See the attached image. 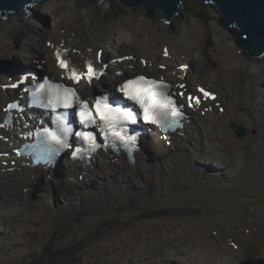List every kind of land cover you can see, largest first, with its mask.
<instances>
[{
	"label": "bare ground",
	"instance_id": "obj_1",
	"mask_svg": "<svg viewBox=\"0 0 264 264\" xmlns=\"http://www.w3.org/2000/svg\"><path fill=\"white\" fill-rule=\"evenodd\" d=\"M34 10L30 17L9 15L0 21V60H4L8 52L19 49L24 53L17 54L15 59L20 65H26L25 70L32 68L33 61H44L45 74L55 71L59 74L55 52L68 48L71 54H77L73 55L75 60L94 58L106 72L101 79L102 86L97 82L92 86L85 83L79 86L83 97L91 96L94 90L110 89L131 75L153 73V76L163 75L173 85L184 83L189 91L198 85L207 87L218 96L212 105L230 99L229 94L233 95L235 102L232 107L230 105L229 112L223 114L214 107L212 112L207 113L208 118L202 116L203 109L191 111L190 123L184 129L179 127L180 132L172 137L170 135L172 147L165 145L158 131H150L149 137L143 140L144 149L137 153L134 166L102 152L90 165L72 163L65 158L63 164L60 160L58 166L51 168L29 167L24 160L18 161L17 167H5L0 160V256L11 251L4 255L6 259L0 258V264H42L34 257L40 252H48L54 235L57 245L65 247L59 252L72 264H124L127 260L128 264L137 260L144 264H166L168 260L169 264H197L198 261L202 264H243L259 257L258 250L264 256V52L258 55H263L261 58L251 60V72L246 74L243 68H248V65L239 64L244 53L238 55L239 49L236 48V41L229 38L230 33L215 27L214 22L210 21L207 25L195 20L191 29L185 30L183 38H175L165 29L160 33L153 31V37H157L161 45L159 52L163 58H158L150 48L144 50L139 45L144 36L142 32L146 30L140 20L124 18L103 27L89 19V11L82 12L67 0H47ZM39 10L53 16L55 32L41 26L37 16L44 13ZM117 28L128 33H121ZM211 28L218 32L216 43L219 51L214 54L210 68H207L203 58H193V52H205L207 45L204 42ZM122 37H127L129 41L120 43L125 41L121 40ZM106 45L118 51V55L106 53ZM139 49L144 50L142 57H138L141 54ZM246 51L248 58H252ZM139 58L142 64L149 62L146 68L139 64ZM153 58H157V62ZM163 63L169 65L166 71H161ZM39 64L36 63V76ZM181 64L184 66L180 69L178 66ZM4 69L0 66V120L5 103L13 99L12 93L2 88L15 81L22 72L20 67L17 71ZM183 75L187 78L184 79ZM251 79L255 80L252 87L249 86ZM215 82L223 86L222 93L214 88ZM26 119L34 123L31 114L26 115ZM230 121H237L238 124L246 122L258 133L240 140L242 137H236L230 130ZM6 125L0 126V149H7L3 152L9 153L16 133H23L25 128L20 119L14 126L10 123ZM238 126L234 125L235 133ZM142 130L149 129L143 127ZM1 137L11 139L5 143ZM92 137L96 141L94 133ZM200 150L204 151L203 157L206 158L202 161L198 159L205 164L202 171L191 167L202 156L198 152ZM149 153L160 161L157 168L150 164L148 169L145 157ZM7 160L11 161L12 157ZM96 166H100L102 171L95 169ZM59 167L61 178L58 181L63 182L67 193L72 196V201L64 209L52 211L53 204L49 199L42 201L37 198L41 201L39 205L36 200L30 199L28 192L21 193V189L29 191L43 178L49 182L48 176L56 174ZM206 173L210 176H204ZM91 176H95V181L91 180ZM198 177L200 181L193 185ZM81 178L82 182L79 181ZM98 180L100 186L96 183ZM153 185L163 197L157 195L160 208L155 206L143 212L146 214H136L137 208L132 206V200L143 198L147 188ZM183 196L204 197L217 206L209 207L206 212L200 206L173 208L172 202ZM242 206L250 209L246 220L243 216L238 217L240 212L246 213ZM224 208L227 211L221 218L211 216L216 209ZM114 215L121 216L126 221L125 226L100 221L111 219ZM60 225L71 226L72 230L58 237L56 231ZM208 229L211 234H208ZM8 237L12 241L7 242ZM79 240L80 249L68 247L72 241L76 244ZM203 240L204 246L197 247L198 242ZM223 243L228 245L227 249ZM171 252L175 253V258ZM60 256L55 252V259Z\"/></svg>",
	"mask_w": 264,
	"mask_h": 264
},
{
	"label": "rangeland",
	"instance_id": "obj_2",
	"mask_svg": "<svg viewBox=\"0 0 264 264\" xmlns=\"http://www.w3.org/2000/svg\"><path fill=\"white\" fill-rule=\"evenodd\" d=\"M54 1L55 0H52V2H54ZM57 1L64 2L66 0H56L55 2H57ZM67 1L71 5H73L74 8L79 9L82 12L88 13V11H89V13H88L89 19L95 21L98 25H102L103 27H106L112 23H117L118 21H120L124 18H130L133 20L142 21L144 26L146 27V30L142 32V34H144V36L142 37V42L139 45H141V48H143L144 50H147L148 48H150L153 55L157 56L158 58H163L162 54L159 52L161 45L159 44L157 37H153V31L160 33V32H163V29H165L171 35H173L175 38H183L185 30L186 29L190 30L191 27L193 26V22L195 20H198V21L204 22L207 25L210 24V21L214 22L215 27L218 26L223 31H225V32L228 31V33H230L229 34L230 39L235 40V37H234L235 35L240 36V33H238L239 31L232 29L231 26H229V29H228L227 27H225V25L223 24L222 21H219V20H222V15L218 12V10L215 8V6L203 7L201 5H197L195 3L197 1H195V0L194 1L193 0H186L184 2L185 6L182 10V12H184V16L182 17V19L180 20V22L178 24H171V25L169 23H167L165 20H162V13L161 12L157 11V12H153L152 14H147V11L145 10V4H143V3L133 4L131 6H123L121 4H118L116 0H107L106 2H104L102 4L87 3V0L86 1L85 0H67ZM45 2L46 1H44L41 4H35L30 10L35 12L36 10H34V9L37 8L38 6L44 5ZM110 3L113 5L116 4L119 7H123L127 11H122L118 7H115V6H113L112 9L109 10L110 9L109 8ZM39 11L43 12V13L46 12L43 10H39ZM106 11H108V14L105 15ZM46 13L41 14L40 16H37V20L41 23V26H43L44 28H47L48 31L55 32L56 31L54 28L55 20H54L52 15H50L49 13L48 14H46ZM1 20H3V19H0V21ZM211 29H212V31L208 34L207 40H205V42H204L207 45V49L205 50V52H203V54L198 53V51L193 52V58H195V59L196 58L197 59L203 58L204 63L207 66V68L208 67L210 68V64H211V61H213L212 59L214 58L213 57L214 54H216L219 51L218 50L219 47L217 46V43H216V41L219 40L218 32H216L215 28H211ZM117 30L121 31V33H123V31H125V33H128L126 30L121 29V28H117ZM149 38H151V41L149 40ZM160 38H163V35H160ZM126 39H127V37H122L121 40H125V41H120V43L128 42L129 40H126ZM115 42H119V41H115ZM42 45H44V44H42ZM236 46H237L236 48L239 49L238 55L244 53V56L241 57L239 64H241V65L247 64L248 65V68H243V72L248 74V71L251 72V68H252L251 60H253V58H248V56L245 53L246 48L241 46L237 41H236ZM110 47H111L110 45H106L105 52L111 56L118 55L119 52L116 51L115 49L114 50L112 48L110 49ZM140 49L138 51L141 54L138 55L136 53L138 55V57H142V54H143L142 52H144V50H140ZM21 53H24V52L22 50H19V49H17L15 52H8L7 55L4 57L5 59L0 60V66H3L6 70H8V69L10 70L11 68L21 66L20 63H17L16 59H15L16 55L21 54ZM74 55H77V54H74ZM153 59L155 62H157V58H153ZM138 62H139V64L142 65L141 58L138 59ZM21 63H22V60H21ZM178 63H181V61H179ZM144 65H145V63H144ZM183 65L184 64H181L178 67L181 69V68H183ZM164 66L168 67L169 65L165 64ZM195 66H196V64L192 65V67H195ZM163 71H166V70H163ZM0 74H1V72H0ZM145 75H148V74H145ZM254 83H255V80L251 79L249 82V86L252 87V85ZM100 86H102V85H100ZM214 88L216 90H218L219 92H221V90L223 89V86L221 84H219L218 82H215ZM103 90L104 89H101L98 92L103 91ZM224 91L227 92V89H224ZM250 91H251V89H250ZM253 91H254V89H253ZM229 95L231 96L230 99H227V100H224L223 102L222 101L220 102L222 107L225 109L226 112H229L230 105L232 107V105L235 102L233 95H231V94H229ZM206 116H207V114H206ZM207 118H208V116H207ZM232 124L240 125V126H238V128L244 127L246 129L245 135L240 140H244L245 138H247L249 136H256L258 133L257 130L251 129V126L249 127L246 122H245V124H238L237 121H230L229 122V128H230V130L233 131V133L236 137H238V136L236 135L235 130H233ZM4 142L8 143L9 141H8V139L5 138ZM194 142L196 143L197 139H195ZM172 145H173V143L171 141V144H169V146H167V147H172ZM172 151H175V150L172 149ZM185 152H186V150H184V153ZM198 152L202 156H199L200 158H197V160L191 164V167L195 170H201L202 171L205 164L200 162V161L205 160L206 158L203 157V155H204L203 150H200ZM7 162H8V166H9L10 162L9 161H7ZM11 163L13 165L14 162L11 161ZM101 163L103 164L104 162H101ZM145 163L147 164L148 169L151 168L150 164L153 165V167L157 168V165L160 163V161H158V159L155 156H153L151 153H149L148 156L145 157ZM5 167H7V166H5ZM213 167H215V166L213 165ZM96 168H98L100 171H102V168H100V166H96L95 169ZM220 169L223 170L224 168H220ZM51 175H53V174H51ZM204 176L209 177L210 175L208 173H206V174H204ZM60 177L61 176L59 173H57L55 175V178L58 180ZM49 178L52 179V176H48V179ZM91 180L95 181L94 176H92ZM199 181H200L199 177L196 178L193 181V185L198 184ZM96 183L98 186H100L99 181ZM206 183L209 185L210 181L207 180ZM207 187H209V186H207ZM157 190H158L157 186L153 185V191H152L151 195H148L147 190H146L145 196L143 198L132 200V203H133L132 206L137 208L136 214H138V215L146 214L143 212H146L150 209H153L155 206L159 207L160 200H157V195H159L160 197H162V196L157 192ZM66 191H67V189L63 185V183H61V182L57 183L54 180L47 182V180L45 178L41 179V181L39 183L35 184L33 188L31 187L29 191H27V189H21V193L26 194L28 192L27 195L32 200H36L37 198L42 200V201L49 199L50 204L51 205L53 204V210L52 211L62 209V208L64 209V207L67 206L72 201V196L69 193H67ZM198 198H200V200ZM198 198L197 197L188 198V197L183 196V197L179 198L178 200H174L172 202V204L174 205L173 208H178V209H180V207L194 208V207L200 206L206 212L209 209V207L214 208L215 206H217V205H212L211 202L208 201L204 197H198ZM40 200H36V203H38L39 205L41 204ZM55 204L59 205V207L58 208L54 207ZM9 207H11L10 204H9ZM242 207H243L244 211H246V213L240 212L238 214V217L243 216V218L246 220V219H248L250 209H245L244 206H242ZM84 209L87 210L86 208H84ZM189 210H191V209H189ZM225 211H227L226 208L216 209L213 212V214L211 213V216L213 218L215 217L216 219H219L224 215ZM125 218H128V217H124V219ZM228 219H232V218L228 217ZM100 221H106L107 224L119 223V224H122L123 226H125V223H126V221H123L121 216H118V215L112 216L111 219L104 218V219H101ZM100 223H102V222H100ZM213 228H216V227H213ZM69 230H72L71 226L66 227V226L60 225V227L59 226L57 227V231H56L57 236L61 237V236L66 235L69 232ZM198 234H199V236H201V233H198ZM208 234H211L210 229H208ZM47 239L49 240V237H47ZM6 241L10 242V241H12V238L8 237ZM55 241H56V235H54L53 242L49 245L48 252L45 254L40 252V254H36L34 259L38 263H42V264H72L71 260L69 258H64L62 253L59 252V250H62L60 248H65V247L57 245V243ZM80 241L81 240H79L76 244L72 241L68 245V247L69 248L73 247L72 249L78 250L81 247V244H79ZM194 241L195 240H193L192 242H194ZM204 241L205 240H203L202 242H198L197 247L204 246ZM211 246L217 248V246H215L213 243H211ZM223 246L225 247V249L228 248V245L225 243H223ZM256 248H257V246H256ZM199 251H200V248L198 249V252ZM10 252L11 251L5 252L4 254H2L0 256V258L6 259V258H4V255H6L7 253L9 254ZM55 252H58L61 256L59 258L55 259L54 258ZM176 252L179 253V251H176ZM162 255H163V252L158 257L159 260L161 259ZM171 255L174 256L175 253L171 252ZM227 256H228V254H227ZM166 257H167V255H166ZM198 257L201 258L202 256H198ZM174 258H175V256H174ZM178 258L181 259V256H178ZM202 258L204 260H206L205 257H202ZM212 258H213V256H212ZM256 258L253 259V261H255ZM262 259H264V257H262ZM169 262H170V260H168L166 264H169ZM124 264H128V260L125 261ZM134 264H144V262L141 260H137ZM178 264H182V263H178ZM197 264H202V262L201 263L197 262Z\"/></svg>",
	"mask_w": 264,
	"mask_h": 264
},
{
	"label": "water",
	"instance_id": "obj_3",
	"mask_svg": "<svg viewBox=\"0 0 264 264\" xmlns=\"http://www.w3.org/2000/svg\"><path fill=\"white\" fill-rule=\"evenodd\" d=\"M41 0H0V15L18 11L23 15L29 14V6ZM93 4L101 0H89ZM200 2H212L222 14V21L227 28L229 25L236 27L240 36H234L235 40L247 49V53L258 58L264 52V0H198ZM125 6L133 4H145L147 14L161 12L162 19L171 23L180 13L183 0H119ZM229 29V28H228ZM235 124H232L234 128ZM246 129L241 127L236 130L239 137H243ZM153 186L147 189L151 195Z\"/></svg>",
	"mask_w": 264,
	"mask_h": 264
},
{
	"label": "snow or ice",
	"instance_id": "obj_4",
	"mask_svg": "<svg viewBox=\"0 0 264 264\" xmlns=\"http://www.w3.org/2000/svg\"><path fill=\"white\" fill-rule=\"evenodd\" d=\"M60 66L62 68H68L72 73L71 78L73 80H78V75L75 68H70L65 60L60 61ZM95 71L91 65L88 68L89 79L95 75ZM183 87V86H181ZM167 88V85L163 82H158L156 80H148L144 76L138 77L136 80H130L125 85L122 86V91H125L132 99L136 100L142 108V117L145 121L157 124L162 128H167L171 126V123H174L172 120L173 117H178L181 115L179 110L173 106V102L170 97L165 95L164 89ZM203 92V89H201ZM65 92L70 94L71 96H75V92L71 88L65 89ZM205 96H208V93H204ZM196 100V103H199V98L189 97V100ZM84 111L81 113L82 117H86L89 123H95L96 117L91 114V110L88 109L87 102H83ZM96 115L99 116L101 122H103L106 127L111 130L116 125V121L127 122V121H135L137 118V114L132 113L126 109H122L119 107H113L111 105L105 104L103 107L98 100L96 102ZM116 136H119L122 141H124L125 146L127 147L129 144H135L136 137L128 136L123 137L120 136V132L113 133ZM77 135L81 136L85 140H93L94 138L90 134L85 133H77ZM107 136V133H106ZM54 140L58 143L65 144L63 140H60L58 137L53 136ZM66 147L69 145L65 144ZM80 149H77L73 152V158H76L77 152Z\"/></svg>",
	"mask_w": 264,
	"mask_h": 264
},
{
	"label": "clouds",
	"instance_id": "obj_5",
	"mask_svg": "<svg viewBox=\"0 0 264 264\" xmlns=\"http://www.w3.org/2000/svg\"><path fill=\"white\" fill-rule=\"evenodd\" d=\"M44 1H47V0H41V1H36L34 4H32V5H30L29 6V14L28 15H23V14H21L20 12H18V11H11L10 13H5L3 16L2 15H0V19H6V17L7 16H9V15H23V16H27V17H30L32 14H33V11L32 10H30L35 4H41V3H43ZM50 1H52V0H50ZM56 1V0H55ZM89 1V0H88ZM103 0H101L100 1V3L102 2ZM118 1V3L119 4H121V5H123V6H125L124 4H122V3H120L119 2V0H117ZM186 0H183V2H182V6H181V8H180V13L178 14V16L175 18V19H173V21L174 20H177L178 18H180V19H182V17L184 16V14L182 15V10H183V8H184V2H185ZM194 1V0H193ZM195 1H197V2H195L196 4L197 3H201L202 5L201 6H203V7H207V6H215L212 2H200V1H198V0H195ZM90 2V1H89ZM77 3V2H76ZM91 3V2H90ZM206 3H210V5L209 4H206ZM99 4V3H98ZM111 3H110V6H109V8L111 7ZM131 6V5H130ZM215 8L218 10V8H217V6H215ZM218 12H219V10H218ZM220 13V12H219ZM221 14V13H220ZM222 15V14H221ZM222 19H223V16H222ZM162 20H164V19H162ZM166 21V20H165ZM173 21L171 22V23H169V22H167V23H169L170 25L171 24H174L173 23ZM229 28V27H228ZM73 55L74 54H71L70 53V56L73 58ZM6 69H4V71H5ZM59 74H61V72L59 73ZM60 78H61V80H63V78L60 76ZM195 93H197V91H195ZM218 109V112L219 113H221V114H223L224 112H223V110H224V108L222 107V105L219 103V107L217 108ZM183 112L184 113H186L185 114V118H184V121L186 122V124H188V123H190V121H191V119H190V114H188V110L186 109V107L183 109ZM209 112H211V111H209ZM223 112V113H222ZM5 116V114H3V116H2V119L0 120V126L1 127H3L2 125H1V123L3 122V120H4V117ZM185 126L186 125H184V127H183V129L185 128ZM154 130H156V127H152V129H150V131H154ZM149 131V132H150ZM157 131V130H156ZM178 132H180L179 131V129H178V131L176 132V133H178ZM176 133H172V135H174V134H176ZM149 135V134H148ZM159 135L161 136V133L159 132ZM172 135H171V137H172ZM137 138H139V136L137 135L136 136V139ZM148 138V137H147ZM170 138V137H169ZM24 142V141H23ZM169 142H171V139H169ZM169 142H165V145L166 146H169ZM26 143H32V141L30 140V139H27L21 146H16V150H14L15 148H14V146L16 145L15 143L13 144V146H12V150H11V152H3L4 150H7V149H0V160H2L1 161V163H2V165H4V166H7L8 167V160H7V158H6V155L7 154H11V156L10 157H12V160L11 161H13L14 163H13V165H12V163H11V161H9L10 162V165H12L13 167H17V165H18V161H21V160H24L26 163H27V165L29 166V167H35V166H33V161H32V159H28L26 156H25V154H31L30 152H28L27 150H23V148H22V146L23 145H25ZM171 144V143H170ZM16 153L15 155L13 154V153ZM3 153H5L6 155H4ZM110 153H111V156L112 157H118V158H120V159H123V157H125V155H119L118 154V152H117V150H110ZM113 154V155H112ZM14 157H15V159H14ZM29 162H28V161ZM158 166V165H157ZM148 189V188H147ZM259 252H262V251H259Z\"/></svg>",
	"mask_w": 264,
	"mask_h": 264
},
{
	"label": "trees",
	"instance_id": "obj_6",
	"mask_svg": "<svg viewBox=\"0 0 264 264\" xmlns=\"http://www.w3.org/2000/svg\"><path fill=\"white\" fill-rule=\"evenodd\" d=\"M85 1H86V0H85ZM116 1H117V0H116ZM87 3H90V2L87 0ZM117 3H118V1H117ZM118 4H119V3H118ZM197 5H202V4H201V3H197ZM113 6L118 7V8H119L120 10H122V11H127L125 8H123V7H119V6H117L116 4H114V5L112 4L109 10H111ZM106 14H108V11L105 12V15H106ZM183 14H184V12H182V15H183ZM180 20H181V19L178 18L177 20H174L173 23H174V24H178V23L180 22Z\"/></svg>",
	"mask_w": 264,
	"mask_h": 264
}]
</instances>
